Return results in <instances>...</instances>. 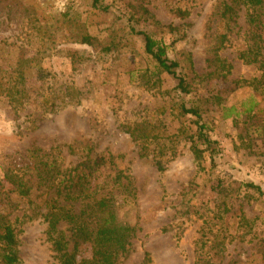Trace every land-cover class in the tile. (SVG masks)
Masks as SVG:
<instances>
[{"label":"rangeland","instance_id":"obj_1","mask_svg":"<svg viewBox=\"0 0 264 264\" xmlns=\"http://www.w3.org/2000/svg\"><path fill=\"white\" fill-rule=\"evenodd\" d=\"M224 1L101 0L104 11L93 0H0V218L13 222L21 264L56 262L47 203L63 186L60 172L78 167L79 175L91 158L83 196L109 193L118 219L139 228L121 264H145L146 252L149 264H264V196L247 186L264 189V4H243L226 19ZM131 23L169 46L192 88L186 100L169 74L156 83V63ZM221 34L230 73L211 61ZM19 69L24 105L10 97ZM184 101L203 106L218 142L219 155L206 152L202 170L190 150L196 118L181 113ZM50 168L53 185L39 175ZM7 174L26 181L30 195ZM88 200L73 208L81 213ZM90 255L83 244L80 256Z\"/></svg>","mask_w":264,"mask_h":264},{"label":"trees","instance_id":"obj_2","mask_svg":"<svg viewBox=\"0 0 264 264\" xmlns=\"http://www.w3.org/2000/svg\"><path fill=\"white\" fill-rule=\"evenodd\" d=\"M245 4L248 7H257L264 4L263 0H225L222 4V17L231 19L237 15V8ZM93 6L97 9L107 11L109 5L103 4L101 0H93ZM176 14L180 17H186L190 11L177 8ZM131 31L139 36H142L145 42V52L156 63L158 70L157 84L161 82V75L167 73L172 76L177 84L174 91H178L186 100L185 96L191 93V85L187 79L179 71V62L173 60L168 55V45L162 41L154 38L151 34L138 30L134 25L129 24ZM227 39V34L217 36L216 46L211 51L213 53V61L217 66L216 72H228L233 68L231 62L222 58L219 55L220 46ZM82 42L91 43L92 38L86 36ZM76 53L71 55L72 59L76 60ZM241 58L247 59L245 53L241 54ZM246 61V60H245ZM248 61V59H247ZM24 62V61H23ZM198 76V75H197ZM207 76H200L203 81ZM1 80V78H0ZM25 74L23 70L16 71V80L11 87L10 97L11 102L17 105H24L26 103V90L24 88ZM219 105L222 98L217 96L215 98ZM199 104V105H198ZM244 110L246 114H250L256 107L257 102H251ZM180 111L183 115L190 114L196 118L197 132L196 138L191 139V152L193 153L195 163L199 170L204 169L203 160L205 153L209 152L212 159L219 155L218 142L210 137V126L204 120L205 109L200 103L191 104L185 101L180 106ZM234 110L231 108L227 111V117L231 115ZM133 136L139 138L138 134L132 132ZM70 152H75L73 145H67ZM81 158V156H80ZM97 161L90 159L89 162L83 161L79 166H84L85 170L79 168H66L60 173H63V186L56 185V197L49 200L47 212L45 214L47 222V238L52 244L54 252L55 263L52 264H121V258L127 257L130 253L132 240L135 237L139 228L129 224L122 223L118 219L117 209L113 202V198L109 193L95 197L88 194L84 195V183L88 185L93 176V170ZM162 170V167H160ZM39 169L40 179L55 183L56 179L51 180L52 170ZM60 167L58 166L59 173ZM54 172V170H53ZM68 176V177H67ZM78 178L76 179V177ZM8 180L14 185V189L23 197H28L31 193V186L22 179L7 174ZM54 181V182H53ZM85 181V182H83ZM65 183V184H64ZM248 187L254 189L260 196H264V189L262 186L253 182L247 184ZM101 189H105L101 186ZM88 190V189H87ZM86 190V192H87ZM62 201H59V200ZM80 199H89L87 207L81 213L76 212L73 205ZM68 203V204H65ZM67 224L66 228H61V225ZM68 231V232H67ZM83 244H90L91 255L89 257H81L80 251ZM151 256L146 252L145 264L151 263ZM22 258L19 249V240L17 232L14 228L13 222L5 217L0 218V264H21Z\"/></svg>","mask_w":264,"mask_h":264}]
</instances>
